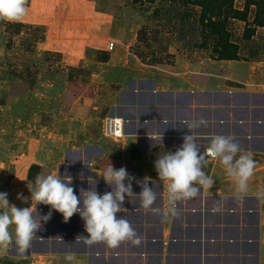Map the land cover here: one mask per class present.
I'll use <instances>...</instances> for the list:
<instances>
[{
	"label": "crops",
	"instance_id": "obj_1",
	"mask_svg": "<svg viewBox=\"0 0 264 264\" xmlns=\"http://www.w3.org/2000/svg\"><path fill=\"white\" fill-rule=\"evenodd\" d=\"M109 66L117 90L102 102L103 110L107 116L124 119V138L90 135L78 146L54 152V164L36 159L47 168V175L54 171L62 177L70 175L74 194L80 198L81 189L95 187L100 195L111 191L100 174L110 164L116 170L125 167L136 180L149 177V187L157 193L154 206L166 208V189L154 162L160 155L174 153L183 137L192 134L185 121L203 118L207 127L192 130L201 153L211 136L225 135L252 154L256 168L248 194L237 199L235 184L219 160L208 159L203 170L213 177L214 185L179 202L178 218L147 212L138 197L125 195L117 216L130 221L142 237L139 246L124 242L111 249L102 242L89 246L82 239L76 241L77 236H88L79 213L65 223L62 214L38 204L35 211L41 216L52 211L51 218L42 222L26 254H9L34 264H264V200L256 195L264 190V61L255 62L251 69L238 67L239 73L224 77L216 86L192 75L165 74L159 65L143 64L137 56ZM136 180L132 191L139 194L142 189ZM30 197L29 192L27 207L32 205ZM67 254L76 260L67 261Z\"/></svg>",
	"mask_w": 264,
	"mask_h": 264
},
{
	"label": "rangeland",
	"instance_id": "obj_2",
	"mask_svg": "<svg viewBox=\"0 0 264 264\" xmlns=\"http://www.w3.org/2000/svg\"><path fill=\"white\" fill-rule=\"evenodd\" d=\"M176 1H164L166 14L153 19L158 2L28 0L27 14L19 21L24 25L20 34H10L5 23L0 24V192L8 193L10 204L27 207L28 202L18 195L29 198L25 171L30 161L54 164V152L78 146L90 135L104 136L107 110L102 102L117 90L109 63L135 56L139 30L144 36L157 21L161 25L176 22L175 29L167 27L163 41L164 49L175 57L159 65L160 71L173 77L192 75L199 81L212 80L216 86L224 77L239 73L238 67L251 69L255 62L264 61V27L256 28L253 42L245 38L252 33L254 19L264 20V8L256 16L252 6L247 20L232 19L226 24L225 0H211L212 15L222 19L211 40L195 29V6ZM247 4V0L233 3L241 10ZM43 27L57 31L47 35ZM66 30L79 35L78 43L71 36L65 41ZM228 42L236 44L239 60L219 58ZM153 44L160 49L157 42ZM99 50L109 53L106 64L97 63ZM40 176H47L46 167ZM9 250L0 255V264H34L10 255Z\"/></svg>",
	"mask_w": 264,
	"mask_h": 264
},
{
	"label": "clouds",
	"instance_id": "obj_3",
	"mask_svg": "<svg viewBox=\"0 0 264 264\" xmlns=\"http://www.w3.org/2000/svg\"><path fill=\"white\" fill-rule=\"evenodd\" d=\"M27 4L28 0H0V21H21L27 14ZM184 123L192 134L183 137V144L174 153L160 155L154 162L158 179L166 189V208L154 206L157 193L153 187H149L150 178L136 180L125 167L116 170L110 164L100 174L112 188L111 191L100 195L95 187L88 191L81 189L83 196L80 195V198L74 194L70 175L65 174L62 177L56 171L47 176L38 175L34 184L27 185L31 193V207L18 208L9 203L8 193L0 192V255L5 254L11 246H15L17 254H26L32 240L42 229V222H47L52 215V211L43 216L39 215L35 211L38 204L50 206L52 210L62 214L65 223L79 213L88 236H77L76 241L82 239L89 246L102 242L111 249L118 248L124 242L139 246L142 237L130 221L117 216L123 208L125 195L138 197L140 207L147 212L163 218H178L179 202L195 198L201 189H210L214 185L213 177L203 170L209 158L219 160L226 175L235 184L236 198L243 199L248 194L249 181L256 168L252 154L241 149L233 136L225 135L211 136L209 145L201 153V146L192 130L201 126L207 127L208 121L200 118ZM133 180L142 189L139 194L132 191ZM256 195L264 200V190ZM21 198L24 203L28 202L29 198L18 195V199ZM219 210L213 209L214 212ZM65 259L69 262L76 260L73 254H67Z\"/></svg>",
	"mask_w": 264,
	"mask_h": 264
},
{
	"label": "trees",
	"instance_id": "obj_4",
	"mask_svg": "<svg viewBox=\"0 0 264 264\" xmlns=\"http://www.w3.org/2000/svg\"><path fill=\"white\" fill-rule=\"evenodd\" d=\"M135 1L136 3H140L141 5H145V4L153 5L158 2L152 11L153 19L161 18L162 14L164 15L166 14V6L163 4V2L166 0H135ZM176 2L180 4L183 3L185 5L190 4V3L193 4L196 8L195 10L198 15L197 18L195 19V22H196L195 29H197V31H199L200 34H204L206 38L211 39V40L215 39L216 34L218 33L216 31V26L219 23H221L222 19L219 16L212 15V12L210 10L211 0H178ZM233 3H234V0H225V4H227L226 5V19H225L226 24H228L230 20L232 19L247 20L248 19L247 14L250 12L251 10L250 8H252V6L253 8H255L254 10H256V16H257V11L261 8H264V0H247L248 4L245 6L243 10L234 7ZM2 23L3 22L0 21V24ZM4 23L6 26V31L10 34L12 33L20 34L24 27V25L20 22H15V23L4 22ZM252 24H253V27L250 28L252 30V33L245 37L247 40H249V42H253V41H250V39L252 38V35L255 34L256 28L258 26L264 27V20H259L255 22V19H254ZM168 26H169L168 30L170 29L173 30L177 27L176 22H170L167 25L162 23L161 25L157 21L155 27L151 29V32L149 34H147V30H145L144 36H143L142 29L139 30L138 35H137L138 44L135 45L134 55L137 56L143 64L158 66V65L163 64L166 58L169 59L170 62H173L175 54L168 52V50L166 51L164 49V43H163V41L165 40L164 32L165 33L168 32L166 31ZM36 28H41V27H36ZM42 29L45 30V33L47 35L48 34L52 35V32L57 31V28H53V27L52 28L43 27ZM65 32H66L65 41L67 38L71 36L70 39L72 38L74 40V44L78 43V40H76V38L78 39L79 35L77 33L75 32L70 33L69 30H66ZM49 39L50 38L47 37V42ZM63 40H64V37L62 35L61 41ZM57 41L61 42L60 38ZM154 42H157V47L159 45L161 46L160 49H157L156 47L153 46ZM49 43L51 44V42ZM54 44H56V41ZM235 46L236 44H233L231 42L226 43L223 49V53L220 55L219 58L221 60H226V59L239 60L241 57H240L237 47ZM165 48L167 49V46H165ZM109 60H110V55L107 51L99 50L97 52V56H96L97 62L105 63V62H108ZM42 168L43 167L41 163L37 161H30L25 171L26 172V179H25L26 183L29 185L34 184L36 177L38 175L40 176Z\"/></svg>",
	"mask_w": 264,
	"mask_h": 264
},
{
	"label": "built area",
	"instance_id": "obj_5",
	"mask_svg": "<svg viewBox=\"0 0 264 264\" xmlns=\"http://www.w3.org/2000/svg\"><path fill=\"white\" fill-rule=\"evenodd\" d=\"M103 135L112 139H123L125 136V121L116 115H108L103 122ZM209 160H212L209 158Z\"/></svg>",
	"mask_w": 264,
	"mask_h": 264
},
{
	"label": "water",
	"instance_id": "obj_6",
	"mask_svg": "<svg viewBox=\"0 0 264 264\" xmlns=\"http://www.w3.org/2000/svg\"><path fill=\"white\" fill-rule=\"evenodd\" d=\"M15 252H16L15 246H12V248L9 251V253L10 254H14Z\"/></svg>",
	"mask_w": 264,
	"mask_h": 264
}]
</instances>
